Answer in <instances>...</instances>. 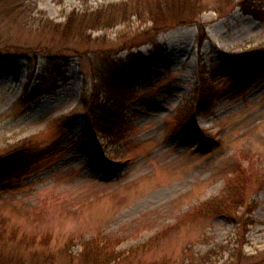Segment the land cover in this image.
Returning <instances> with one entry per match:
<instances>
[{
	"label": "rangeland",
	"instance_id": "1",
	"mask_svg": "<svg viewBox=\"0 0 264 264\" xmlns=\"http://www.w3.org/2000/svg\"><path fill=\"white\" fill-rule=\"evenodd\" d=\"M19 1L0 0V45L38 52L0 62V157L29 141L42 157L0 177V264H264V60L198 103L202 75L264 51V0H193L198 20L182 24L178 1L23 0L4 17ZM102 17L115 25L95 28ZM129 55L154 64L110 141L80 104Z\"/></svg>",
	"mask_w": 264,
	"mask_h": 264
},
{
	"label": "trees",
	"instance_id": "2",
	"mask_svg": "<svg viewBox=\"0 0 264 264\" xmlns=\"http://www.w3.org/2000/svg\"><path fill=\"white\" fill-rule=\"evenodd\" d=\"M160 1L162 0H131L128 3H124L123 7H125L127 10V6L133 4V7L136 6V9L143 7L146 8L148 5L152 6ZM176 1H178V5L176 6L175 4L174 8L182 6L183 9V11L181 10L178 14V19L182 16L184 17L185 15L184 18L180 19V24L190 22L195 23L198 20L197 16L199 13H197V9L200 5L193 2V0H165L166 3H175ZM19 2L21 3L18 5H14L13 8L11 6H8L12 9L9 8L7 11L8 13L5 14L4 17L8 18V16H11L16 13V10H18V12H22L20 8H24L25 5L23 4V0ZM110 6L111 5L106 6L105 8H103V10L112 9ZM99 11L102 12V9L93 11L90 17H84L90 19L91 22H93L96 19L94 18V16ZM178 11L179 10L175 8V12ZM136 14L139 15L138 12ZM149 14L150 15H148L147 20L151 22V25L154 30H162L167 27L165 23L160 24L157 22L158 20L154 18L156 12H153V9L149 12ZM20 16L21 15H16V18L19 19ZM22 18H20L19 20L21 24H30V21L27 20V16H24ZM112 19L113 18L110 19L108 25L106 22H104L105 17L97 19L98 22L97 24H95V28H105L115 25V22L112 23ZM39 20L40 21L38 23L40 24V28L46 27L48 29H52V31H54V33L56 32L57 34L65 35L68 33L72 36L77 35L73 33L76 31L72 29L71 22H68L67 25L62 26L60 24L56 25L53 21H50L49 19L40 18ZM121 20H124L125 22L128 21L126 12L121 15ZM12 22H16V19L12 20ZM8 42L9 41L6 40L4 45H0V62H3L6 66L17 68L21 58L29 60L32 58L30 55L32 53H34L33 56H37L35 52H38V50L33 48L30 44L17 45L12 43L10 44ZM11 52H17V55L19 57L14 58V55H11ZM10 58H12L13 60L7 63V60H9ZM263 59L264 51L258 50L250 52L249 54L247 53V55H235L228 62L229 64L224 68L217 69L216 71H209L207 76L202 75L201 83L199 85L198 90V103H205L207 98H209V96L211 95L212 90L210 87V82L216 80L217 78H220L221 76H224L227 73H232V71L234 70H240V68L247 69L255 63L262 61ZM153 64V61L148 62L147 59L143 58H141L140 60H135L133 55H129L127 60H119V63L118 60L115 61V65L109 70L108 73L105 74L103 72V74H100L97 76V78H94V80H97L99 83L95 84L93 92L89 96L85 97L84 102L80 104V106L82 107L81 110L83 111L81 112L82 118L84 119L83 123L84 126L88 129V131H92L93 133H99L110 141H115L118 138V136L122 132L121 129L125 123V117L123 115L124 99L129 94V92L133 90V87L138 81H143L149 77L150 69ZM198 108H201V105H198ZM39 152L40 151L35 150V143L31 141L25 144L23 143L22 146L6 152L3 157H0V177L3 176L9 170L21 169V171H24V167L28 168L32 166L35 161H38L42 157L41 152ZM216 209L219 212L222 211L221 209ZM217 210L215 211L217 212ZM0 223H4V219L2 217H0ZM3 234L4 230L0 229V235L2 236ZM98 243H100V241ZM103 247L107 248L108 245H103ZM111 252L114 253L113 248ZM106 258L110 260L111 258H114V256L111 253V255L106 256ZM49 264H53L52 261L49 260Z\"/></svg>",
	"mask_w": 264,
	"mask_h": 264
}]
</instances>
